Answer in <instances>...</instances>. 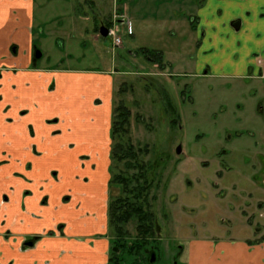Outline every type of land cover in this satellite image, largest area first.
<instances>
[{"label": "rangeland", "instance_id": "1", "mask_svg": "<svg viewBox=\"0 0 264 264\" xmlns=\"http://www.w3.org/2000/svg\"><path fill=\"white\" fill-rule=\"evenodd\" d=\"M180 4V0H31L26 25L30 41L17 35L13 48L25 54L30 46L32 66L117 72L113 108L122 101L129 109L126 136L151 166L147 200L155 228L140 255L142 264H226L216 257L211 243L255 246L264 242V231H254L252 240L244 241L258 220L254 202L262 159L257 156L258 138L251 125L257 112L250 108L246 92L214 76L237 69L223 64L220 48L201 56L198 70L187 65L177 70V65L167 69L165 73H171L167 76L153 67L149 58L156 51H165V59L174 64L178 56L188 61L196 51L193 43L191 51L177 55L175 49L185 43L170 38L162 23L168 15L190 24L192 17ZM165 8L170 11L163 12ZM125 16L130 33L119 23ZM101 27L114 30L120 44L109 34L101 37ZM36 51L41 53L39 59ZM204 72L209 76L200 75ZM115 168L118 173L124 165ZM109 190L111 197L120 194L116 186ZM246 200L254 205L249 207ZM125 228L126 240L134 239V224ZM195 240L203 241L199 260L191 245ZM232 256V264L259 260L256 253L245 255L241 250Z\"/></svg>", "mask_w": 264, "mask_h": 264}, {"label": "crops", "instance_id": "2", "mask_svg": "<svg viewBox=\"0 0 264 264\" xmlns=\"http://www.w3.org/2000/svg\"><path fill=\"white\" fill-rule=\"evenodd\" d=\"M30 1L0 0V264H108L110 128L117 72L32 66L30 46L27 55L13 48L17 35L30 41ZM180 1V9L192 17L190 24L168 15L162 23L170 38L185 43L175 49L177 55L199 41L196 51L188 61L178 56L174 64L165 59V51L152 50L162 53L164 70L153 67L160 73L177 65V70L185 65L198 70L201 56L217 47L224 51L223 64L237 68L214 76L246 92L257 112L251 125L262 162L254 202L258 220L244 240L251 241L254 231H264V0ZM202 243L191 244L196 260L204 252ZM210 246L226 264H232L235 250L256 253V264H264V242Z\"/></svg>", "mask_w": 264, "mask_h": 264}, {"label": "trees", "instance_id": "3", "mask_svg": "<svg viewBox=\"0 0 264 264\" xmlns=\"http://www.w3.org/2000/svg\"><path fill=\"white\" fill-rule=\"evenodd\" d=\"M141 52L148 54V50ZM150 58L161 66L160 54L155 53ZM129 116L130 112L124 105L119 104L113 108L110 128L109 189L116 186L119 188L120 194L117 197L109 196L107 212L108 237L110 235L108 238L110 245L108 264H142L140 255H144L143 249L148 245V240L154 236L155 219L145 197V192L149 189V184L145 179L143 181L145 165L139 166L137 161L133 165L129 160L130 157H135L134 145L126 136L129 128ZM123 159H127L124 162V172L114 173L115 165ZM133 167L138 169L136 174L128 176V170ZM140 180L143 182L139 183ZM130 223L134 224L137 234L134 239L126 240L128 233L125 227Z\"/></svg>", "mask_w": 264, "mask_h": 264}, {"label": "flooded vegetation", "instance_id": "4", "mask_svg": "<svg viewBox=\"0 0 264 264\" xmlns=\"http://www.w3.org/2000/svg\"><path fill=\"white\" fill-rule=\"evenodd\" d=\"M191 28H194V26H191ZM197 44H198V42L197 43H194V46H197ZM157 54H160V56H161V66H159V63H154L153 61H152V58H149L150 59V61H152L154 64H156L157 66H158V68H159V70L160 71H162V70H164L163 69V60H162V53L161 52H156ZM161 74H164V75H167V76H169V75H171V73H161ZM200 75H205V76H209L208 74H207V72H204V73H201ZM119 104H122V105H124L123 104V102L122 101H120L117 105H119ZM116 105V106H117ZM126 108H127V106L126 105H124ZM128 109V108H127ZM129 110V109H128ZM130 112V111H129ZM129 122H130V116H129ZM129 138V137H128ZM130 139V138H129ZM131 141V140H130ZM131 144L133 145V143H132V141H131ZM139 150V151H138ZM134 151H135V157H130V163H132L133 165L135 164V161H137L140 165L139 166H142V165H145V173H143V181H144V179H145V181L147 182V174H148V172L150 171V165H148V163L147 162H149V161H144V160H142L141 158H140V156H141V149H139V148H134ZM137 151H138V153H137ZM178 151H179V153H178ZM111 152V151H110ZM176 153L177 154H180L181 153V149L178 147L177 148V150H176ZM110 157H111V155H110ZM125 161H127V159H123L121 162H119V163H117V164H123L124 165V162ZM178 167V164L176 163V168ZM124 170H125V166H124ZM124 170H121L122 172H124ZM138 169H135L134 167L133 168H131L130 170H128V176L129 175H132V174H136V171H137ZM121 171H119L117 174H120L121 173ZM141 172V171H140ZM142 180H140L139 181V183H142L143 182ZM148 183V182H147ZM149 184V183H148ZM149 187H150V184H149ZM109 193H110V190L108 189V197L110 196L111 197V195H109ZM147 194H148V190L145 192V197H146V201L148 202V200H147ZM108 205H109V199H108V203H107V212H108ZM249 225H250V223H249ZM255 229V228H254Z\"/></svg>", "mask_w": 264, "mask_h": 264}, {"label": "built area", "instance_id": "5", "mask_svg": "<svg viewBox=\"0 0 264 264\" xmlns=\"http://www.w3.org/2000/svg\"><path fill=\"white\" fill-rule=\"evenodd\" d=\"M121 23L125 26L126 33H130L128 19L123 18L122 21H121ZM108 34L114 37V41H115V44L116 45L120 44V40L116 38L114 30H112V29L109 30Z\"/></svg>", "mask_w": 264, "mask_h": 264}, {"label": "water", "instance_id": "6", "mask_svg": "<svg viewBox=\"0 0 264 264\" xmlns=\"http://www.w3.org/2000/svg\"><path fill=\"white\" fill-rule=\"evenodd\" d=\"M99 35H100L101 37H103V38H106V37L108 36V29L105 28V27H101V28L99 29ZM40 57H41V53H40L39 51H36V52H35V58H36V59H39ZM178 153H179V151H178ZM151 260L153 261V258H152Z\"/></svg>", "mask_w": 264, "mask_h": 264}]
</instances>
